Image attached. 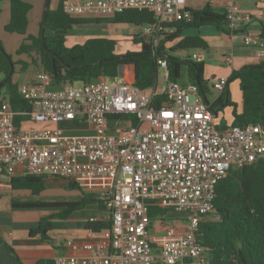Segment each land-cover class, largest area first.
<instances>
[{"label":"built area","instance_id":"obj_1","mask_svg":"<svg viewBox=\"0 0 264 264\" xmlns=\"http://www.w3.org/2000/svg\"><path fill=\"white\" fill-rule=\"evenodd\" d=\"M192 1L64 0L62 9L69 16L144 10L154 21L140 26L136 37L157 47L172 33L171 24L190 18ZM237 2L227 0L223 6L230 35L252 20ZM242 44L264 59L260 31L243 35ZM191 60L201 58L192 54ZM225 60L231 64L230 56ZM159 65L164 83L145 90L119 76L109 79V85L99 77L54 88L51 76L38 71L32 82L19 87V94L32 105L29 120L51 127L15 128L8 101H2L0 175L10 179L18 172L74 182L96 193L110 220L93 243H66L86 255H63L38 264H211L199 240V223L213 215L215 186L230 169L264 159V120L218 130L197 85L167 81L166 62ZM226 84L227 79H220L212 87L221 91ZM84 127L90 132L67 133ZM150 207L181 214L184 230L157 218L162 234L151 238L159 231L149 217Z\"/></svg>","mask_w":264,"mask_h":264},{"label":"trees","instance_id":"obj_2","mask_svg":"<svg viewBox=\"0 0 264 264\" xmlns=\"http://www.w3.org/2000/svg\"><path fill=\"white\" fill-rule=\"evenodd\" d=\"M10 4L9 22L4 26L8 34L26 36L15 55H26L30 61H13L0 44V74L6 78L1 87L6 88L0 96L14 114L15 128L20 129L23 123L31 122L29 113L32 105L19 94V85L13 81L14 66L19 65L25 72L30 65L49 74L53 87L74 83L85 84L91 80L103 77L113 79L119 76V68L131 66L134 71L133 86L139 90L153 87L157 82L159 63L166 62L165 77L167 81H177L181 66H186L188 77L192 84L197 85L199 95L207 102L208 87L203 79L202 61L195 62L188 57L177 56V50H205L207 43L200 36L180 38L187 28L203 26L214 27L217 31L228 33L225 29L223 9L216 10L212 0H207L202 9L193 10L187 20L178 21L170 26L172 33L165 34L157 47H152L136 36L134 43L141 44L139 52L115 54V41L106 38L88 39L81 45L66 47L65 38L69 30L82 24H113L133 25L140 27L153 23V16L144 10H126L112 15L69 16L63 12L62 0L54 10L47 9L40 23L37 36L27 35V14L31 5L23 0H7ZM42 28L44 31L42 32ZM264 39V24L260 28ZM178 40L173 47L167 48L166 43ZM237 79L242 94L243 112H233V125L243 126L256 124L264 120V64L245 66L237 72H232L228 80ZM227 80V81H228ZM0 88V93L1 89ZM157 101L155 103L157 104ZM235 106L234 103L228 101ZM213 107V106H211ZM48 176L26 175L14 176L9 180L12 190L29 191L33 196H39L46 190ZM69 190H76L80 195L76 201L70 202H16L12 201L14 209H56L57 212L39 220L35 229L30 230L31 236H39L43 242L50 243L49 232L53 220H65L77 210L95 208L106 211L103 201L96 193L86 192L74 182H68ZM163 211L150 207L151 221L157 220ZM110 226V220L90 221L86 230L97 233ZM199 240L206 248L211 264H264V159L240 168H232L225 178L215 186L214 213L210 219L201 221L198 226ZM7 251L15 257L14 251L6 246Z\"/></svg>","mask_w":264,"mask_h":264},{"label":"crops","instance_id":"obj_3","mask_svg":"<svg viewBox=\"0 0 264 264\" xmlns=\"http://www.w3.org/2000/svg\"><path fill=\"white\" fill-rule=\"evenodd\" d=\"M3 3L0 8V34L5 33L4 26L9 22L10 18V4L7 0H1ZM24 2L31 5V9L27 14V29H30V17L33 19V29L31 34L32 36H37L40 32V23L43 17L45 10V5L47 0H23ZM60 0H49L48 8L54 10ZM64 1V0H62ZM199 0L192 1L188 3V8L193 10L202 9L207 0H204L202 4H198ZM215 0L211 1V5L215 7ZM222 1V8L227 0ZM252 2V1H251ZM257 10H249L247 8H240L247 10L252 15V20L250 23L243 26L237 33L230 35L229 33H222L225 36V40L228 45L225 48L219 49V46H216L213 41L219 37V35H212L209 37L198 35L202 37L207 43V48L202 50V52L207 53V60L210 64L205 63L203 56L200 54L201 61L204 64L203 67V79L207 83L208 93L206 94V99L208 104L211 107L215 127L218 130H227L234 123L233 112L236 114H241L243 112L242 105V94L239 87V81L237 79L228 80L232 72H237L245 66H254L259 63L264 64V59L259 60L255 54V48L246 47L242 44V36L248 33H255L260 31L261 24H264V1L256 4L252 2ZM122 25H113L106 23L99 24H82L74 26L65 38L66 47H72L74 45H81L88 39L92 38H106L114 40L115 45V54L123 55L126 52H139L141 50V45H137L133 42V34H119L120 26ZM35 26V29H34ZM132 26V25H130ZM136 27V26H135ZM140 27H137V29ZM29 31V30H28ZM125 31V30H123ZM129 32V31H127ZM219 32V31H217ZM19 35V34H17ZM22 36V35H20ZM195 36V35H194ZM221 36V35H220ZM26 36L18 37L17 45L14 47L12 45L13 38H10L11 48H6L7 53L12 56L13 61H30V58L26 55L16 56L15 53L19 46L22 44ZM186 37V36H185ZM211 37L214 39H211ZM9 38V37H7ZM2 39V38H0ZM3 40V39H2ZM8 40V39H6ZM124 40V44H123ZM132 41V44L130 42ZM175 40L173 42L166 43V47L170 48L176 44ZM217 42V41H215ZM134 43V44H133ZM219 44V43H218ZM211 49V50H209ZM200 50V49H196ZM183 50H177V56L182 53ZM195 51V50H194ZM191 52L188 58H191ZM231 57V64H226V57ZM180 57V56H179ZM212 62L218 63L219 65H212ZM33 65H30L31 67ZM28 67V68H29ZM35 68L34 72H23V82L18 83V78L16 73L13 76V81L16 82L19 87L21 85L28 84L33 81L35 74L40 71V69ZM27 68V69H28ZM164 77V70H163ZM179 77L181 78L182 84L191 83L188 77V70L186 66H181ZM124 79L128 80L129 83H133L134 71L133 67L125 66ZM220 79H227V84L223 90L219 91L213 89L212 85L214 82ZM164 81V80H163ZM234 103L235 106L228 103ZM40 127H51L49 123L37 124L33 122L23 123L21 128L29 129L35 126ZM63 128V124L60 125ZM85 132H90V129L87 127L84 128H74L67 130L68 134L80 135ZM15 176H21L18 172ZM2 180V187L0 189V264H38L44 261H50L58 256L63 255H76L83 256L86 255L85 251L80 249L71 250L66 246L68 241L80 246L82 244H91L99 237L98 232L93 233L86 230V224L90 221H99L108 219L107 211H100L95 208L82 209L74 211L70 216L65 220H53L52 229L49 232V237L51 242H43L40 240L39 236H31L29 234L30 230L35 229L38 225V222L41 218L47 217L53 213H56V209L42 208V209H14L11 206L12 201L16 202H33V201H44V202H70L76 201L80 195L79 191L69 190L68 182L63 179H53L56 177H49L46 180L49 183H54L55 187L62 186L63 190L59 189L62 193L59 192L57 196L60 198H52L50 200H41L39 196H33L29 191L23 190H12L9 185V178L6 177L3 173L0 175ZM60 182V183H58ZM46 210L48 214L43 216L41 211ZM154 229H157L155 220ZM174 225L183 231L185 227L184 219L179 218L174 221ZM162 233H156L155 231L151 234V238L159 237ZM6 246H9L13 249L15 257H13L6 249Z\"/></svg>","mask_w":264,"mask_h":264},{"label":"rangeland","instance_id":"obj_4","mask_svg":"<svg viewBox=\"0 0 264 264\" xmlns=\"http://www.w3.org/2000/svg\"><path fill=\"white\" fill-rule=\"evenodd\" d=\"M203 1L204 0H199L198 1V4L204 3ZM214 2H215V7L214 8L216 10H219V9L222 8V1L215 0ZM2 3H3V1L0 0V8H1V4ZM237 3L239 4V6L241 8H247L249 10H257V8L251 2V0H238ZM259 3L260 2H256V4H259ZM33 23H34L33 22V19H32V17H30V24H31V26H30V29L29 28L27 29V34L28 33L31 34L32 29H33ZM119 28H122V29H120V33H119L121 35L122 34H133V36H137V37L139 35V30L140 29L139 28L137 29V27H135L133 25L132 26H130V25H124V26H120ZM34 29H35V26H34ZM123 30H125V31H123ZM127 31H129V32H127ZM200 34L202 36H205V37H209V36H212V35H219V37H221V38L216 39L215 41H217V42L213 41V43L216 46H219L220 47L219 49L225 48L228 45L227 41L225 40V36L222 33L217 32V30L214 27H211V26H203V27H199V28H187V29H184L182 31L181 35H180L181 36L180 38H183L185 36H194V35L195 36H198ZM7 37H9V38H7ZM18 37L20 38V37H23V36H20V35H17V34H5L4 32L0 34V38L3 39V40L0 39V44H1L2 48L4 49V51L6 53H7V49L8 48H11V42H9L10 38H13L12 45H14V47H15L17 45V42H18ZM6 39H8V40H6ZM211 39H213V38L211 37ZM124 43L125 42L123 40V44ZM130 44H132V41L130 42ZM136 44L137 45L138 44L141 45L140 43H136ZM194 50H191V49H189V50H183L182 53H180V55H178V56L185 58V57H188L189 54L194 51V53L199 54V55L201 54L203 56V59H204V62L205 63L210 64L208 62V60H207V53L202 52V50H196V49H194ZM209 50H211V49H209ZM212 65H219V64L212 62ZM14 67H15L14 68L15 73L17 75L16 77L18 78V81L17 82L18 83L23 82V72L20 71L19 65H15ZM34 70H35V68L33 66H31V67H29L27 69V72H32L33 73ZM163 80H164V77H163V69H159L158 70V75H157V84L158 85H162L164 83ZM4 81H5L4 76L0 74V88H2L1 85H2V83ZM177 82L182 83L180 77L177 79ZM106 83L109 85L111 82H110L109 79H106ZM74 85H79V83H74ZM5 89L6 88H4V87L1 89L0 95L4 93ZM37 124H42V123H37ZM32 128L38 129V128H43V127H40V125L39 126L37 125V126L32 127ZM53 179H57V178H53ZM58 183H60V182H58ZM59 189L60 190L61 189L63 190L62 186L55 187L54 186V183L47 182V184H46V190L40 195V199L41 200H50L52 198L57 197V196H54V197H51V196L57 195V194H59V192L61 193V195H59V196H63V193ZM57 198H60V197H57ZM41 213H42L43 216H46L48 214V211L43 210V211H41ZM180 216H181V214H178V213H175V212L165 211V212H162V214H160L158 216V218H163L166 222L172 224V223H174V221H176L177 219H179ZM210 218H208V219H210ZM156 226L158 227L157 228V231H160L161 226H159L158 223H156ZM157 233H159V232H157Z\"/></svg>","mask_w":264,"mask_h":264},{"label":"water","instance_id":"obj_5","mask_svg":"<svg viewBox=\"0 0 264 264\" xmlns=\"http://www.w3.org/2000/svg\"><path fill=\"white\" fill-rule=\"evenodd\" d=\"M48 3H49V0H47V2H46L45 10H44V13H43V18L45 17L46 11H47V9H48ZM190 13H191V12H190ZM43 31H44V29L42 28V32H43ZM124 72H125V67H124V66L120 67V68H119V77L124 78ZM5 80H6V78H5ZM127 81H128V80H127ZM133 81H134V79H133Z\"/></svg>","mask_w":264,"mask_h":264}]
</instances>
